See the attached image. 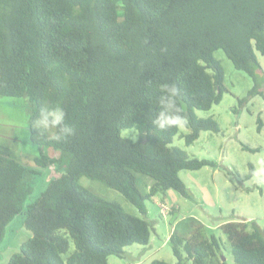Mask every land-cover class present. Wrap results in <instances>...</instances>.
<instances>
[{"label": "trees", "instance_id": "16d2710c", "mask_svg": "<svg viewBox=\"0 0 264 264\" xmlns=\"http://www.w3.org/2000/svg\"><path fill=\"white\" fill-rule=\"evenodd\" d=\"M217 49L252 74L257 54L264 55V0H0V95L28 98L29 139L39 151L30 167L0 146V242L17 214L30 232L6 264H107L126 246L149 242L145 200L167 189L188 197L179 171L215 165L171 145L178 129L153 128L158 85L181 90L186 145L202 130L218 132L212 116L195 113L226 90ZM46 102L63 106L76 129L66 142L31 127ZM133 123L136 142L122 140ZM50 167L58 175L24 207L32 175ZM138 173L150 178L145 193ZM83 176L119 191L143 216L93 194L80 184ZM218 229L224 239L204 236L200 226L187 236L171 233L174 264H264V228L254 219Z\"/></svg>", "mask_w": 264, "mask_h": 264}, {"label": "rangeland", "instance_id": "374dc122", "mask_svg": "<svg viewBox=\"0 0 264 264\" xmlns=\"http://www.w3.org/2000/svg\"><path fill=\"white\" fill-rule=\"evenodd\" d=\"M214 56L223 66L226 90L220 102L208 110H195V113L202 118L212 116L220 130H202L192 144L186 145L181 134L187 133L188 128L178 129L171 145L185 150L189 157L209 159L215 165L179 171L189 190L188 197L167 189L145 200L144 217L152 228L149 242L126 246L122 256L109 255L107 264H148L153 258L174 264L176 259L168 241L169 235L187 236L199 226L204 236L214 234L223 239L218 226L228 220L254 219L264 228V185L253 183L249 172V166L255 168L258 156L264 155V55L257 54L259 66H254L251 75L236 69L221 49L215 50ZM28 114L26 96L0 95V146H8L16 161L36 167L33 160L39 151L29 139ZM258 120L261 121L260 127ZM55 175L58 173L51 167L40 168L39 174L32 175V192L24 199L23 206L35 199ZM149 179L137 174V184L143 193L148 188L144 181L149 183ZM79 182L93 194L116 201L128 212L143 216L119 191L85 176ZM160 204L174 207L176 211L162 213ZM174 213L177 215L172 219ZM23 222L24 215L20 213L5 226L0 242V264H6L11 254L19 251L30 236ZM226 259L231 262L227 252L223 257Z\"/></svg>", "mask_w": 264, "mask_h": 264}, {"label": "clouds", "instance_id": "9594fccd", "mask_svg": "<svg viewBox=\"0 0 264 264\" xmlns=\"http://www.w3.org/2000/svg\"><path fill=\"white\" fill-rule=\"evenodd\" d=\"M158 92V108L150 121L153 128L160 132L174 128L185 129L188 121L181 106L180 88L174 83L163 82L158 85ZM31 127L36 133L57 143L66 142L76 134V129L67 122L64 107L58 103H44L39 108ZM139 134V128L133 123L121 130L120 137L122 140L135 143ZM250 178L253 183L264 185V155L258 156L256 166L250 172Z\"/></svg>", "mask_w": 264, "mask_h": 264}, {"label": "built area", "instance_id": "2783aa9c", "mask_svg": "<svg viewBox=\"0 0 264 264\" xmlns=\"http://www.w3.org/2000/svg\"><path fill=\"white\" fill-rule=\"evenodd\" d=\"M159 206H160V210H161L162 213H170V209L171 208L167 207L164 204H160Z\"/></svg>", "mask_w": 264, "mask_h": 264}, {"label": "water", "instance_id": "95a60500", "mask_svg": "<svg viewBox=\"0 0 264 264\" xmlns=\"http://www.w3.org/2000/svg\"><path fill=\"white\" fill-rule=\"evenodd\" d=\"M176 215H177V213H174V215H173V218H172V219H174Z\"/></svg>", "mask_w": 264, "mask_h": 264}, {"label": "crops", "instance_id": "0c3cea01", "mask_svg": "<svg viewBox=\"0 0 264 264\" xmlns=\"http://www.w3.org/2000/svg\"><path fill=\"white\" fill-rule=\"evenodd\" d=\"M51 155V154H50ZM52 168V167H51Z\"/></svg>", "mask_w": 264, "mask_h": 264}]
</instances>
